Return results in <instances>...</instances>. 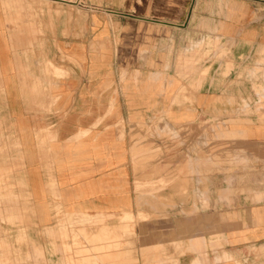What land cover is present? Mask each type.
<instances>
[{"label":"crops","instance_id":"0c3cea01","mask_svg":"<svg viewBox=\"0 0 264 264\" xmlns=\"http://www.w3.org/2000/svg\"><path fill=\"white\" fill-rule=\"evenodd\" d=\"M5 1L11 7L3 10L0 0V142L20 145L8 154L23 159V193L37 209L33 220L41 232L55 221L47 213L52 204L63 207L68 222L75 211H81L78 221L113 214L110 227L121 212L126 219L136 213L129 137L119 129L120 119L154 109L192 108L189 102L177 107L156 96L151 79L200 78L194 107L202 110L220 109L224 95L253 93L254 79L259 84L264 76V69L261 75L255 70L264 60V0H117L105 11L93 9L92 0L83 6L76 0H42L51 5V19L45 5L38 24L54 54L65 56L55 58L57 65L31 57L29 20L21 19L23 32L15 38L14 10L22 13L31 0ZM18 38L21 42H15ZM179 55L196 63L195 73L178 75ZM120 62L129 63L123 78ZM235 77L243 82H234ZM256 88L259 98L264 96V85ZM258 102L256 108H264V100ZM253 219L257 229L251 233L225 231L224 246L182 252L173 264H237L245 253L264 250V205L262 217ZM61 226L65 231L64 222ZM132 232H118L121 249L131 247ZM139 232H134L135 249L142 243ZM223 253L231 257L217 259Z\"/></svg>","mask_w":264,"mask_h":264},{"label":"rangeland","instance_id":"374dc122","mask_svg":"<svg viewBox=\"0 0 264 264\" xmlns=\"http://www.w3.org/2000/svg\"><path fill=\"white\" fill-rule=\"evenodd\" d=\"M86 1L76 0V3L83 6ZM92 1L95 10L105 11L117 4V0ZM44 3L31 0L22 13L21 8H15L12 22L16 38L23 32L21 19L29 20L27 45L31 57L55 63L56 57L65 59V56L54 54V46L38 24L45 15L43 6L47 4ZM47 6L51 19V5ZM261 6L264 10V4ZM2 7L5 10L11 6L7 7L3 0ZM97 50L101 51V47L95 46ZM176 64L178 75L196 72V63L185 60L182 55L178 56ZM263 64L264 60L260 67H255L257 74H262ZM117 65L119 71H124L123 78L129 63ZM241 75L242 72H238V76ZM200 80L151 79L157 83L156 96L177 107L189 102L192 108L154 109L143 111L139 118L120 119L118 127L129 137V163L134 175L132 187L137 211H131L133 217L127 219L122 217L124 211L121 212L120 221L112 227L107 225L113 214H105L101 220L78 221L75 216L81 211H75L68 214L71 220L68 222L63 207L52 204L47 213H51L55 221L47 225L45 231H39L40 223L33 220L37 209L29 195L23 193L19 173L23 159L8 154L9 148L20 145L0 142V264H173L182 252H206L207 248L215 250L224 246L225 231L250 230L251 233L256 230L253 215L262 217L264 205V108H256L258 100H264V96L259 98L256 87L264 85V76L258 79L259 84L254 79L253 93L224 95L220 109L194 107L199 104L195 91ZM235 81L243 82V78L235 77ZM176 94L178 96L173 98ZM39 144L47 145L46 142ZM52 181L53 178L49 187L53 191L55 183ZM50 195L58 196L53 192ZM122 230L126 234L133 231L131 247L128 244L125 250L120 247L121 234H118ZM135 230L142 235V243L136 249ZM38 235L45 238L40 239ZM150 240L157 242L151 244ZM171 248L173 254L169 251ZM95 254L103 256V261ZM229 257L231 255L223 253L217 259ZM237 264H264V250L245 253L237 258Z\"/></svg>","mask_w":264,"mask_h":264}]
</instances>
